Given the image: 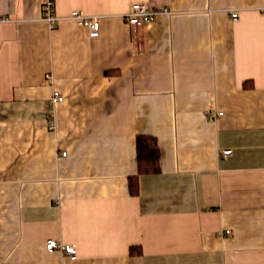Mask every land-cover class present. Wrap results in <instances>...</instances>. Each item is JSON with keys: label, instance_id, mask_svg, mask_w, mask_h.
<instances>
[{"label": "crops", "instance_id": "1", "mask_svg": "<svg viewBox=\"0 0 264 264\" xmlns=\"http://www.w3.org/2000/svg\"><path fill=\"white\" fill-rule=\"evenodd\" d=\"M45 2L0 0V264H264V0Z\"/></svg>", "mask_w": 264, "mask_h": 264}, {"label": "built area", "instance_id": "2", "mask_svg": "<svg viewBox=\"0 0 264 264\" xmlns=\"http://www.w3.org/2000/svg\"><path fill=\"white\" fill-rule=\"evenodd\" d=\"M167 13V11L154 10L150 8L147 4L139 3L133 5L132 9L123 16L124 20L128 23L134 25H147L152 23L156 16ZM233 20L239 19V14L236 11H233L231 15ZM69 18L73 19L79 26L86 27L89 30V35L91 38H97L100 35V19L98 16H86L80 12L74 11L71 13ZM7 19L2 18L0 22L6 21ZM43 21L50 25L52 29L56 27L60 18L55 13V0H46L43 7ZM64 101V97L57 91L54 92L51 102L52 105H56L58 103H62ZM219 116L222 113H218ZM66 153H64V156ZM221 155L223 157H228L232 155L231 150H223L221 151ZM227 235H232L231 230L226 231ZM46 247L49 251H53L55 249L61 250L66 255L70 257L71 260H76L78 258L77 249L74 245L71 244H63L58 243L55 240H48L46 242Z\"/></svg>", "mask_w": 264, "mask_h": 264}, {"label": "trees", "instance_id": "3", "mask_svg": "<svg viewBox=\"0 0 264 264\" xmlns=\"http://www.w3.org/2000/svg\"><path fill=\"white\" fill-rule=\"evenodd\" d=\"M139 172L156 173L160 169V150L157 140L145 136H139L137 139ZM132 193H137L136 180L130 181Z\"/></svg>", "mask_w": 264, "mask_h": 264}]
</instances>
